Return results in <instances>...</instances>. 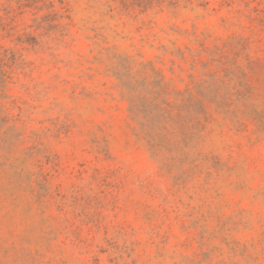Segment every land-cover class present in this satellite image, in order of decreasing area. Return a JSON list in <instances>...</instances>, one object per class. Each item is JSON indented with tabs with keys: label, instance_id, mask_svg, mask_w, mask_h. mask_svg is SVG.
Instances as JSON below:
<instances>
[{
	"label": "rangeland",
	"instance_id": "1",
	"mask_svg": "<svg viewBox=\"0 0 264 264\" xmlns=\"http://www.w3.org/2000/svg\"><path fill=\"white\" fill-rule=\"evenodd\" d=\"M206 73L153 147L133 96ZM0 264H264V0H0Z\"/></svg>",
	"mask_w": 264,
	"mask_h": 264
},
{
	"label": "trees",
	"instance_id": "2",
	"mask_svg": "<svg viewBox=\"0 0 264 264\" xmlns=\"http://www.w3.org/2000/svg\"><path fill=\"white\" fill-rule=\"evenodd\" d=\"M158 73V72H157ZM208 79L199 80L192 76L190 83L183 90L175 91L174 101L170 98V91L162 76L158 80L147 81L148 96L134 95L132 108L136 114L142 113L144 124L148 127V136L152 139V146H158L171 124L178 127L184 136L186 144L200 136L209 119L210 105L222 108L230 107V103L223 101L221 84L215 73H206ZM221 99V101H219ZM139 100L141 104L135 101ZM231 109V108H230ZM229 109V111H230ZM234 110H231L233 112Z\"/></svg>",
	"mask_w": 264,
	"mask_h": 264
}]
</instances>
